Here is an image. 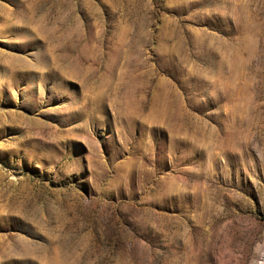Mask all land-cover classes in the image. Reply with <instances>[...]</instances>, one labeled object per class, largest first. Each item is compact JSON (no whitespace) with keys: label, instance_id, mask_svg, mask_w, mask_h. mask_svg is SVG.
<instances>
[{"label":"rangeland","instance_id":"rangeland-1","mask_svg":"<svg viewBox=\"0 0 264 264\" xmlns=\"http://www.w3.org/2000/svg\"><path fill=\"white\" fill-rule=\"evenodd\" d=\"M0 264H264V0H0Z\"/></svg>","mask_w":264,"mask_h":264}]
</instances>
